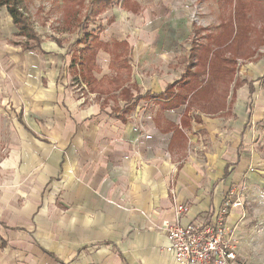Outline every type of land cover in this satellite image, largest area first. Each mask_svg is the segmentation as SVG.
<instances>
[{"label": "crops", "instance_id": "0c3cea01", "mask_svg": "<svg viewBox=\"0 0 264 264\" xmlns=\"http://www.w3.org/2000/svg\"><path fill=\"white\" fill-rule=\"evenodd\" d=\"M123 2L134 15L144 9L138 0H127L129 7ZM162 30L167 34L158 30L157 38L146 35L142 42L122 37L112 43L127 41L133 54L125 63L131 85L119 89L117 111L71 95L69 57L56 41L35 50L19 46L21 58L0 67V111L9 103L14 108L8 125L1 114L9 146L0 156V264H176L165 250L164 229L175 207L186 205L181 222L191 223L218 208L230 190L260 182L246 149V126L264 113L259 78L241 77L247 83L237 89L232 115L191 111L182 125L185 105L162 110L154 97H144L181 79L175 31ZM102 50L98 81L111 70L110 59L100 61ZM89 92L115 99L112 89ZM258 215L264 219L261 210L246 221ZM239 217L233 210L229 224ZM251 225L239 259L264 264L257 244L264 231L249 237Z\"/></svg>", "mask_w": 264, "mask_h": 264}, {"label": "rangeland", "instance_id": "374dc122", "mask_svg": "<svg viewBox=\"0 0 264 264\" xmlns=\"http://www.w3.org/2000/svg\"><path fill=\"white\" fill-rule=\"evenodd\" d=\"M95 1L23 0L22 9L33 24L38 36L42 38V41L47 43L49 41L55 42L56 39H59L63 48L65 47V51H67L65 55L66 60L69 57V60L66 61L69 77L67 90L70 91L71 95H74L78 101L84 97V103L87 105L99 102L100 104L103 103V107L107 106L109 108V106H112L115 111L119 110L117 96L123 95L119 89L123 88L125 84L131 85L129 81L132 79V68L130 69V66H126L125 63L133 58L129 46H112L114 45L112 43L117 41L116 39L127 37L132 39V41L136 39L142 42V40L147 39L146 35H153V37L157 38L158 30L162 31L161 33L167 34L168 30L163 31L162 29L173 27L178 48L176 63H181L178 69L180 76L183 67L186 65V62L183 61L182 63L181 59L187 58L189 55L191 43L199 42L207 44L209 34H220L225 27L229 28L235 24L236 17L234 13L237 8L236 3H234L235 1L232 2V0H138L144 9L139 14L134 15L131 12H127L121 6L123 0H112L106 6L105 12L94 13L92 6ZM239 1L238 20L244 24H249V32L251 33L250 39L246 43H243L244 40L241 38V35L238 39L242 43V45L239 43V49L246 53V57L238 58V72L236 76L252 77L253 79L259 78L256 82L260 86V95L264 97V2L251 4L248 0ZM247 18L249 22L245 23L243 19ZM83 26L86 27L85 30H89V32L98 36L97 38L101 41L111 43L110 49L112 51L110 50L111 52H108V54L102 50L103 54L100 57V61L102 62L110 59L111 70L100 81H92L90 76L87 75L84 77V72H80V68L82 71L84 68L81 65L76 67L71 65L72 70L69 68L71 63L70 55H78L79 51L77 49L84 46V44L78 45L77 43L79 38L84 37ZM187 39L189 40L186 41ZM21 40L25 39L17 35V28L12 23L8 10L6 7H1L0 67H10L13 64V59L21 58V55L24 53L19 45H17ZM91 42L92 40L89 39V44ZM247 48L248 52L246 51ZM153 65L155 70L159 71V67L156 64ZM98 70H101L100 65L94 70V76L98 73ZM149 72L151 73L150 70ZM101 75L102 73H99V76ZM0 85H2L1 82ZM1 87L4 88L3 86ZM92 89H112L115 99L103 101L98 95L91 97L89 91ZM0 107L2 110L3 107L1 105ZM245 108L248 110L247 105ZM13 110L14 108L9 103L7 106H4L5 114L3 111H0L1 157L6 156L5 154L9 146V142L2 139L1 114L4 115L6 125H8L13 117ZM229 114L232 115V112ZM260 118L258 121L252 120L246 126V132L249 136L246 140V149L247 147L250 149L251 159H254L255 162L252 164L255 167L254 177H258L260 182L257 183V186L255 185L250 189L248 186L236 187L237 191L240 192L239 196L241 200V207L237 209L240 216L237 220L240 226H238L236 231V235L238 236L237 250H239L242 241L247 237L244 234L249 222L252 224L249 237L254 235L258 239L264 231V219L259 217L260 215L253 217L248 222L246 221L251 212L252 214L261 210L264 212V113ZM240 230L244 236L240 235ZM258 240L257 244L261 249L259 257H263V236ZM0 243H3L2 239H0ZM238 261L244 263L245 260L239 259Z\"/></svg>", "mask_w": 264, "mask_h": 264}, {"label": "trees", "instance_id": "16d2710c", "mask_svg": "<svg viewBox=\"0 0 264 264\" xmlns=\"http://www.w3.org/2000/svg\"><path fill=\"white\" fill-rule=\"evenodd\" d=\"M23 0H0V8L6 7L13 24L17 28V35L23 37L17 45L24 50H35L40 48L42 38L38 36L33 24L29 21L28 16L25 15L22 9ZM112 0H96L93 3L94 13L104 12ZM236 3L235 10V24L231 27H225L220 34H209L208 43H191L189 55L181 59V62H186L184 71L181 74V79L175 83L168 84L164 93L147 94L146 98H155L160 104L162 110L168 108H176L183 105L186 106L185 114L182 117V125H185V119L189 112L193 111L205 113L208 115H221L232 112L234 101L236 99L237 89L241 85L247 83L246 79L236 76L238 72V58L246 57V53L240 51L239 37L243 38V43L250 39V26L248 18L243 19L244 23L238 20V6L239 0H232ZM249 3H263L264 0H248ZM243 2V0H241ZM123 6L127 5V0H124ZM239 22V23H238ZM83 26V36L78 39V45L84 44L83 47L78 48V55L72 59V66H83L84 77L90 76L92 81H96L93 75L94 70L98 67L96 64L97 55L100 49L111 50V43L101 41L94 33L85 30ZM93 35V36H92ZM89 39L92 40L89 44ZM247 39V41H246ZM59 45L61 42L56 39ZM234 44V45H233ZM242 45V43H240ZM91 45V46H90ZM127 41L115 42L114 47L127 46ZM76 50V51H77ZM112 51V50H111ZM245 51V50H244ZM248 52V48L246 49ZM83 53V54H82ZM251 54V53H250ZM248 55V54H247ZM82 75V73H81ZM250 89L253 90V83L249 82ZM176 87V89H175ZM231 94V100L228 98ZM130 98V97H128ZM195 118L199 119L197 114ZM175 135L183 136V134L176 130Z\"/></svg>", "mask_w": 264, "mask_h": 264}, {"label": "built area", "instance_id": "2783aa9c", "mask_svg": "<svg viewBox=\"0 0 264 264\" xmlns=\"http://www.w3.org/2000/svg\"><path fill=\"white\" fill-rule=\"evenodd\" d=\"M239 194L230 190L218 208L200 214L191 223L181 222L187 206L175 207L174 218L165 222L164 229L169 239L165 250L174 254L176 264H241L236 235L239 225L228 221L231 212L241 207Z\"/></svg>", "mask_w": 264, "mask_h": 264}]
</instances>
